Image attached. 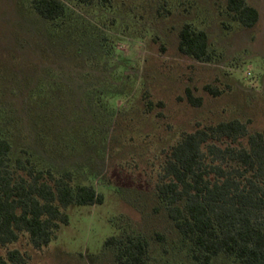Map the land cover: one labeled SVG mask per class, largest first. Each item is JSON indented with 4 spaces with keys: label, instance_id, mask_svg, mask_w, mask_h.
<instances>
[{
    "label": "rangeland",
    "instance_id": "rangeland-1",
    "mask_svg": "<svg viewBox=\"0 0 264 264\" xmlns=\"http://www.w3.org/2000/svg\"><path fill=\"white\" fill-rule=\"evenodd\" d=\"M64 1L67 16L51 23L31 0H0V134L14 155L25 148L70 169L105 200L68 206L47 247L9 248L30 252L28 264H116L104 243L128 218L147 236L151 264H197L160 206L158 174L184 132L235 118L264 130V0H246L260 14L252 27L233 20L227 0ZM186 23L208 33L210 62L179 52Z\"/></svg>",
    "mask_w": 264,
    "mask_h": 264
},
{
    "label": "trees",
    "instance_id": "trees-1",
    "mask_svg": "<svg viewBox=\"0 0 264 264\" xmlns=\"http://www.w3.org/2000/svg\"><path fill=\"white\" fill-rule=\"evenodd\" d=\"M77 1L92 5L96 0ZM30 3L47 22L56 23L68 14L64 0ZM227 11L245 27L254 26L260 16L246 0H227ZM178 49L201 62L212 60L208 33L190 23L179 31ZM85 89L94 101L93 89ZM207 90L213 91L210 86ZM186 93L191 104H201L190 88ZM42 160L25 148L14 155L13 143L0 134V247L5 249L0 264H28L30 252L9 246L26 239L32 249L47 247L69 223L68 206L105 200L93 184L76 183L72 170ZM155 191L195 263L211 264L225 256L237 264H264V130L251 132L247 123L235 118L184 132L166 153ZM117 224L120 234L104 243L115 263L151 264L144 232L128 218Z\"/></svg>",
    "mask_w": 264,
    "mask_h": 264
}]
</instances>
